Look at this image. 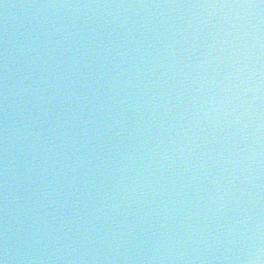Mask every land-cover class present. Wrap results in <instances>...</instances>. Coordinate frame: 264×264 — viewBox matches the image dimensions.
<instances>
[{
    "label": "water",
    "instance_id": "1",
    "mask_svg": "<svg viewBox=\"0 0 264 264\" xmlns=\"http://www.w3.org/2000/svg\"><path fill=\"white\" fill-rule=\"evenodd\" d=\"M0 264H264V0H0Z\"/></svg>",
    "mask_w": 264,
    "mask_h": 264
}]
</instances>
